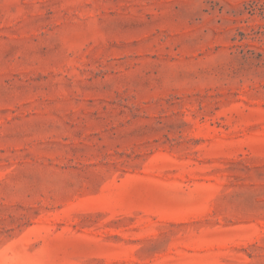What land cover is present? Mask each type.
I'll return each mask as SVG.
<instances>
[{"label":"rangeland","instance_id":"obj_1","mask_svg":"<svg viewBox=\"0 0 264 264\" xmlns=\"http://www.w3.org/2000/svg\"><path fill=\"white\" fill-rule=\"evenodd\" d=\"M0 264H264V0H0Z\"/></svg>","mask_w":264,"mask_h":264}]
</instances>
